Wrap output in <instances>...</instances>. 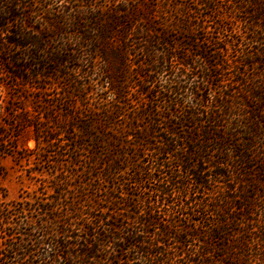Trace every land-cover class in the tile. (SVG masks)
I'll list each match as a JSON object with an SVG mask.
<instances>
[{
	"label": "trees",
	"instance_id": "16d2710c",
	"mask_svg": "<svg viewBox=\"0 0 264 264\" xmlns=\"http://www.w3.org/2000/svg\"><path fill=\"white\" fill-rule=\"evenodd\" d=\"M219 1L123 0L101 12L71 11L48 18L35 0H0V82L14 92L30 86L39 93L47 81L71 80L69 59L76 63L78 58L69 44L77 39L101 57L98 79L115 94V101L102 97L99 107L84 104L79 111L74 99L80 96V86L69 81L62 88L67 93L66 113L73 111L69 115L81 122L93 158L102 160L104 183L110 184L103 183L100 193L89 196L86 186H93L91 179L81 190L63 187L67 180H62L52 186L51 201L37 196L34 208L14 209L24 217L37 211L46 218L0 251V264H19L25 258L27 264H264V218L257 217L256 224L259 214L254 211L261 206L263 217L264 205L250 194H239L247 187L240 191L226 181L222 187L212 186L213 175L232 180L230 162H237L245 175L252 157L243 150L251 147V139L236 151L232 140L242 126L240 119H234L230 129L213 131L210 126L218 128L221 116L209 106L200 108L205 102L198 94L200 84L185 91L191 78L187 70L195 67L191 53L197 47L199 56L205 54L190 34L202 28L193 20L204 22L209 8L218 11ZM236 7L240 10L242 2ZM130 41L142 46L133 69ZM168 57L181 65L170 71L171 82L159 77L166 72ZM134 70L141 77L134 82L137 108L128 102L124 78ZM245 85L249 95L264 99L260 86ZM0 102L1 178L6 174L2 158L17 159L30 151L18 149L19 133L33 125L37 147L40 139L50 140L53 134L41 116L60 120L63 112H58L59 103H50L32 119L18 100L5 102L0 96ZM222 109L233 114L228 104ZM259 123L261 119L251 131L254 135L262 130ZM210 148L214 158H208ZM209 169L216 172L209 175ZM236 197L243 203L237 204ZM9 214L0 203V229L12 236L13 228L9 232L5 226Z\"/></svg>",
	"mask_w": 264,
	"mask_h": 264
},
{
	"label": "rangeland",
	"instance_id": "374dc122",
	"mask_svg": "<svg viewBox=\"0 0 264 264\" xmlns=\"http://www.w3.org/2000/svg\"><path fill=\"white\" fill-rule=\"evenodd\" d=\"M122 1L35 0V4L37 8L39 6L41 10H44L43 14L51 18L54 14L69 13L71 11L88 12L89 9H98L101 12L103 9L107 10L116 5H121ZM236 1L238 2H235V0H220L218 11L214 12L209 8L206 11L208 15L204 18V22H199L198 18H194L193 24L198 22L202 25V28L195 31L192 29L190 34L193 38L199 40L198 48L202 47V51L199 50V52H205V54L203 53L204 57L199 56L196 51L197 47L191 53L190 58L193 57L195 67L187 70L191 78L190 83L186 84L187 89L185 91L190 93L188 88H193V83L200 84L198 94L200 98L205 100L204 105L200 108L205 109L209 106L216 111V114L221 116L222 122L218 124V128L214 125L210 126L213 131L228 129L234 119H240L239 122L242 123V126L234 136L236 138L232 140V145L235 144L234 149L236 151L242 150L243 144L248 143L249 138L251 139V147L243 150L244 153L252 157L248 161L245 175L240 173L237 162H230L227 167L233 170L232 180L227 178L214 179L213 174L216 171H210L209 169L207 174L213 175L212 186L222 187L224 181H226L227 185H233L240 191L243 187H247L245 194L242 192L239 194L241 196L250 194L256 197L259 204L264 205V99L249 95L245 89V83H247L248 86H260L259 90L264 92V16H262L264 15V0ZM239 2H242V8L237 10L236 3ZM204 11L202 10V12ZM194 14L195 16L199 15L198 9L194 10ZM216 16H220L219 23H217ZM79 41L82 40L76 39L69 44L71 54L78 58L75 60L76 63L69 59L71 62L68 66L72 70L71 80L62 79L59 84L52 80L47 81L45 88L39 93L37 92L39 88L36 89L30 86H25V90L14 92L8 84L0 82L1 98L5 102L10 98L18 100L32 119L35 118L38 112H44L47 108H50V103H59V108H56H58L59 113H63L58 116L61 117L60 120L65 122L61 123L60 120L52 116H41L44 125L48 126L53 132L51 139H40L39 145L36 147V142L33 139V125H29L19 133L17 146L18 149L25 146L30 151H27L21 158L17 157L16 159L15 157L6 156L1 159L6 174L0 178V203L10 209V223H5V226H7L9 232L13 228V235L9 236L0 229V251L12 244L13 241L24 237L27 227H37L42 222L41 219L46 218L37 211H33L27 217H24V214H17L14 209L20 207L34 208L35 204L33 203L37 196H49L42 201H51L53 196L50 195L54 194V187L52 186H58V182L62 180H67V184L63 187L69 190L75 188L81 190L82 187L86 186L87 180L91 179L93 186H86L88 187L86 194L89 196H94L98 190L100 193L99 188L105 182L104 175H102L104 173L102 160L93 158L90 151L89 144L91 141L88 138L89 136L83 133L80 127L81 122L73 120L69 115L73 111L69 110L66 113L68 106L64 104L67 93L62 88H65L66 83L69 81V84H76L82 90L79 98L74 99L75 109L78 108L79 111H81L84 104L99 107L97 104H102L99 102L102 97L115 101V94L110 92L106 85L98 79L97 71L99 67L101 68V57L96 56L91 51L90 45L85 42L79 43ZM129 47L131 49L128 56L131 57V61H129L131 69H133L136 67L137 60L141 58L142 46L139 43L130 41ZM179 51L184 52L182 49ZM157 54L161 56L159 52ZM166 60H168L166 72L159 74V77L163 81L171 82L173 79H170V71H174V65L176 67L181 65L178 64L175 57H168ZM124 78L128 82V90L131 95L128 102L131 107L135 106L137 108L136 97L139 95L134 82L139 81L141 77L134 70L131 74L125 75ZM254 92H257V90L254 89ZM207 98L209 99L207 100ZM223 104L224 106L228 104L232 108L233 114H228L225 109L223 111ZM130 106L126 110L124 108L126 114L130 112ZM82 113L79 114L80 118L83 116ZM47 115L50 116V113L48 112ZM260 119L261 123L258 124V128L262 127V130L254 135L251 131L257 128L255 126ZM122 121L124 122V119ZM114 123L117 126L118 122ZM84 138L88 141H84ZM212 150V148L208 149V158H210V154L211 157H215V151ZM249 180L250 182L246 184V181ZM104 184L108 186L110 183ZM3 194H5V197L2 196ZM201 194H198L197 200H199ZM232 194L238 195V192L233 189ZM240 199H237V204L243 203V200ZM260 207L254 209L259 214L255 218L257 220L256 224L258 223L257 217L259 219L264 218V216L261 217L263 208ZM208 215H212L210 211H208ZM32 233L38 234L36 230H33ZM196 243L198 244V242ZM27 262L28 259L25 258L19 264H27Z\"/></svg>",
	"mask_w": 264,
	"mask_h": 264
}]
</instances>
